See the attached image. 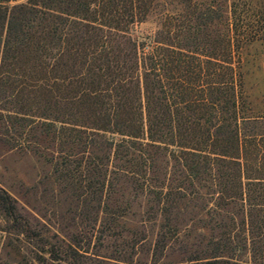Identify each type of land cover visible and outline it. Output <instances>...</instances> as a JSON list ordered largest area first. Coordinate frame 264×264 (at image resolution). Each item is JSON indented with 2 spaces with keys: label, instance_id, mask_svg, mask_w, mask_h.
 Returning <instances> with one entry per match:
<instances>
[{
  "label": "trees",
  "instance_id": "16d2710c",
  "mask_svg": "<svg viewBox=\"0 0 264 264\" xmlns=\"http://www.w3.org/2000/svg\"><path fill=\"white\" fill-rule=\"evenodd\" d=\"M13 1L0 0L1 143L80 176L103 233L143 197L163 218L153 264L196 221L208 233L183 241L181 262L264 264V110L242 74L264 46V0ZM1 230L33 240L37 264L92 257L3 186Z\"/></svg>",
  "mask_w": 264,
  "mask_h": 264
},
{
  "label": "rangeland",
  "instance_id": "374dc122",
  "mask_svg": "<svg viewBox=\"0 0 264 264\" xmlns=\"http://www.w3.org/2000/svg\"><path fill=\"white\" fill-rule=\"evenodd\" d=\"M22 1L25 0L12 3ZM153 27L151 23L142 24L138 32H147ZM243 62L244 89L253 105L264 110V46L260 43L253 45L246 51ZM48 158L47 154L40 155L30 149L13 147L11 143L0 141V186L15 196L20 205L41 225H45V228L47 226L51 240H59L65 247L71 244L80 252L89 250L87 254L92 257L83 258V264H130L122 260L134 251L133 264H153V247L163 218L152 219L145 213L146 200L139 197L120 218L119 225L103 233L102 213L97 216L96 201L91 198L85 200L84 189L77 186L82 183L80 176L77 185L69 184L64 178L60 179L53 162ZM86 194L91 196L93 192ZM115 197H119V194ZM189 224L191 225L190 222ZM197 224V221L192 222L190 236H185L189 231L184 229L178 238L170 241L163 256H157L156 263L187 264L181 262L185 257L183 247L186 242H198L199 234L208 233L207 230L198 228ZM133 241L136 242L134 251ZM45 255L50 257L49 254ZM35 256L33 240L9 236L1 230L0 264H37ZM48 264L71 263L59 259L49 260Z\"/></svg>",
  "mask_w": 264,
  "mask_h": 264
}]
</instances>
